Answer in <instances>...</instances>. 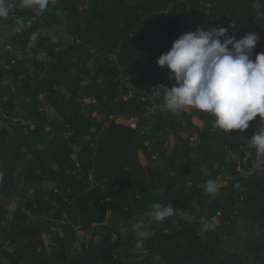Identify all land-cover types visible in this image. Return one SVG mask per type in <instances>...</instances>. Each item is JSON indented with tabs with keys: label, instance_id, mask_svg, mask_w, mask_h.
<instances>
[{
	"label": "trees",
	"instance_id": "16d2710c",
	"mask_svg": "<svg viewBox=\"0 0 264 264\" xmlns=\"http://www.w3.org/2000/svg\"><path fill=\"white\" fill-rule=\"evenodd\" d=\"M15 16L25 26L0 53V78L8 81L0 86V264H264V170L246 144L259 117L226 137L209 114L145 115L149 103L129 95L131 87L151 94L173 86L157 58L197 26L228 28L237 40L255 33V59L264 52V18L254 0H53L40 16L16 10L11 29ZM64 21L71 42L52 36ZM41 28L48 33L28 49ZM41 52L45 59H37ZM129 116L139 117L136 129ZM209 179L226 180L215 196L202 188ZM50 182L55 189H45ZM28 186L34 193L25 203L19 196ZM154 202L179 211L153 225L143 251L133 253L135 235L122 229ZM236 217L249 223L245 255L237 244L223 246ZM201 218L215 229L202 232ZM96 225L79 250L77 231Z\"/></svg>",
	"mask_w": 264,
	"mask_h": 264
},
{
	"label": "clouds",
	"instance_id": "9594fccd",
	"mask_svg": "<svg viewBox=\"0 0 264 264\" xmlns=\"http://www.w3.org/2000/svg\"><path fill=\"white\" fill-rule=\"evenodd\" d=\"M53 0H0V20L14 16L16 10H29L35 16L45 13ZM257 16L264 18V0H254ZM61 11L57 10V15ZM14 32L25 26L23 16H15ZM47 28L33 31L27 48L35 47ZM223 38V40L221 39ZM260 37L247 33L237 40L229 34V29L213 27L204 30L200 26L194 32L181 35L172 44L170 51L157 58L160 68H167L169 79L174 80L172 87H162L164 91L162 107L175 115L190 109L209 114L213 119L212 127L226 137L233 131L243 133L249 122L259 117L258 127L248 141L247 147L254 150L256 168L264 170V52L255 55L254 50ZM41 52L37 59H45ZM8 81L0 78V86ZM252 157L251 151L246 152ZM234 158H239L234 153ZM220 184L215 179L207 180L202 188L211 196L218 194ZM236 188L240 185L237 183ZM171 203L154 202L142 216L135 218L122 231L135 235V247L142 248L146 240L154 235L152 226L160 224L177 212ZM183 219L191 222L193 217L187 213ZM175 223V221H173ZM201 231L214 230L216 225L207 218H201Z\"/></svg>",
	"mask_w": 264,
	"mask_h": 264
},
{
	"label": "rangeland",
	"instance_id": "374dc122",
	"mask_svg": "<svg viewBox=\"0 0 264 264\" xmlns=\"http://www.w3.org/2000/svg\"><path fill=\"white\" fill-rule=\"evenodd\" d=\"M8 20L9 19L0 20V39H1L0 51L10 49L11 44H12L13 39H14L13 32H12L10 24L8 23ZM52 36L56 37L58 40H61L63 42L73 41L72 37H70L67 33V26H66L65 21L63 22L62 25H60L59 27H55L52 30ZM130 89L131 90L129 91V95H131V96H142L143 92L145 91L143 89L138 90L134 87H131ZM46 113L49 116L55 115V112H53L49 108H46ZM0 116L2 117V120L5 117V114L1 108H0ZM127 123H128V121H127ZM195 124L197 126H200L201 122L195 118ZM193 132H194L195 136L197 135L201 139L200 131L198 129L194 128ZM232 137H235V132H232ZM175 142H176L175 139L171 138L169 141V146L172 148L175 145ZM155 158L157 159L158 155H155ZM140 160H141L142 164L146 163V160L142 154H140ZM225 181L226 180H221L218 183L220 184V186H223L225 184ZM55 188H56V184L52 183V182L47 183L45 185V189H47V190H52ZM33 189H34L33 186H28L27 188H25L24 192L19 197H22L23 201L25 203L30 201L32 196H33V193H34ZM248 227H249V223L244 222V220L240 217H236L234 220V228L232 230L233 234L230 236V238L228 236L223 238V246L224 247H230L233 250V249H235L234 246L237 244L239 252L243 253L245 255L247 253L246 250L248 248V237H249ZM99 231H100V227L96 225L93 227V229L88 234L84 233L82 231L80 234H86L85 236L82 237V239L83 240L86 239L88 242H90L93 239V236L96 233H98ZM96 238H98V237H96ZM43 239H44V242L47 246H50L52 244V240H51V237L49 235H44ZM230 239H232L233 243L229 242ZM142 251L143 250L141 248H138L136 250H133L132 252L133 253H140ZM157 259L159 260V258H157Z\"/></svg>",
	"mask_w": 264,
	"mask_h": 264
},
{
	"label": "built area",
	"instance_id": "2783aa9c",
	"mask_svg": "<svg viewBox=\"0 0 264 264\" xmlns=\"http://www.w3.org/2000/svg\"><path fill=\"white\" fill-rule=\"evenodd\" d=\"M1 53V51H0ZM163 86H160L158 88V90L154 91L153 93L151 94H147L146 91L143 92L142 94V98L144 101H147L149 104L147 106V109H146V113L145 115H150L156 111H160V110H164V108L162 107L161 104H159V102L157 101L156 97L158 94L161 93V91L163 90L162 88ZM138 121H139V117H135V116H129L128 117V124L130 126L131 129H136L137 126H138ZM93 132H95V130H93ZM201 141V139L196 135L195 136V142L196 143H199ZM253 173H255L254 170H251V171H245V172H242V174L244 175H252ZM77 229H79V227H77ZM81 231H77V235L79 237V241L76 245V247L80 250L84 244L87 245V243H89L86 239H82L83 236H85L86 234H80Z\"/></svg>",
	"mask_w": 264,
	"mask_h": 264
},
{
	"label": "crops",
	"instance_id": "0c3cea01",
	"mask_svg": "<svg viewBox=\"0 0 264 264\" xmlns=\"http://www.w3.org/2000/svg\"><path fill=\"white\" fill-rule=\"evenodd\" d=\"M53 112H55L53 109H51ZM52 119H59L58 115L55 112V115L50 116ZM46 130H49V128H46Z\"/></svg>",
	"mask_w": 264,
	"mask_h": 264
}]
</instances>
